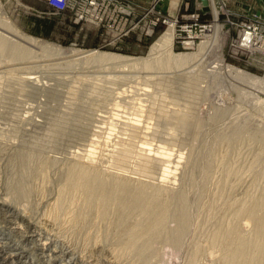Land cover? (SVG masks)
Returning a JSON list of instances; mask_svg holds the SVG:
<instances>
[{
  "label": "rangeland",
  "instance_id": "1",
  "mask_svg": "<svg viewBox=\"0 0 264 264\" xmlns=\"http://www.w3.org/2000/svg\"><path fill=\"white\" fill-rule=\"evenodd\" d=\"M127 1L138 7L132 19L140 25L119 38L117 31L76 23L71 14H56L37 0H0L6 16L20 31L65 49H98L146 57L169 24L175 23L173 52L197 53L199 45L212 38L216 27L221 26L216 36L221 51L217 55L214 51L204 54L190 67L192 71L173 67L126 72L121 67L92 64L47 65L33 73L7 71L18 65L1 69L6 72H0V197H9V204L23 216L12 217L14 222L18 220L14 225L9 222L11 217L0 211V228L3 236L25 251L32 263L43 264L49 258L45 263L190 264L194 259L197 264H209L211 241L230 218L229 203L241 200L246 193L255 199L264 189V86L248 83L217 61L221 55L232 67L264 78V53L239 44L245 33L253 31L255 43L264 48V2L208 0L210 9L204 11L201 0H179L176 8L168 11L166 5L171 0ZM151 6L157 13L149 10ZM152 22L157 23L150 34ZM180 27H186L185 31L180 32ZM189 42L192 44H185ZM7 61L2 57L0 65L6 66ZM30 74L35 78L27 79L32 77ZM184 114L190 119L187 126L179 122ZM136 119L140 120L138 127L132 125ZM144 140L151 143L154 153L161 152L160 146L167 148L172 154V166H177L171 180L162 183L167 188L162 198L174 204L172 198L185 192L191 202L189 228L178 249L165 247L161 242L165 239L159 237L152 244L142 238L135 249L124 250L126 235L122 232L127 227L114 223V207L103 219L98 206L90 208L84 197L60 203V190L74 163L84 162L111 180L123 177L136 185H158L164 164L153 162L142 167L143 157L135 152ZM96 142H100L99 146ZM23 150L34 152L36 158L31 164L28 198L11 189L17 174L14 158ZM90 150H96L92 160L87 157ZM195 162H200L196 172ZM192 172L197 175L194 186L187 176ZM165 222L156 228L164 236ZM169 224V228L175 225L171 221ZM34 234L40 241L34 243L35 238L27 236ZM42 242L45 245L40 247ZM216 253L220 254L218 250L215 256ZM55 255L59 258L53 259Z\"/></svg>",
  "mask_w": 264,
  "mask_h": 264
},
{
  "label": "bare ground",
  "instance_id": "2",
  "mask_svg": "<svg viewBox=\"0 0 264 264\" xmlns=\"http://www.w3.org/2000/svg\"><path fill=\"white\" fill-rule=\"evenodd\" d=\"M213 7H214L213 9L214 13L216 12L215 15H217L218 10L216 9L215 5H212V8ZM4 11L0 6V59H2V57H6L9 59V62L7 61L8 63L6 66H4L5 64L3 66L0 65V70L2 68L13 66V65L21 66V67L13 66L14 69L11 67L12 70H10L9 68V70H7L8 72L20 71V73H25V72L33 73L32 72L33 70H36V69L39 70L43 66H47V65L49 66L56 65L58 67H63V66L71 67L73 65H79V64H82V65L92 64L94 66L105 65L103 66V68L105 67L108 68V66L112 65V66H116L117 68L119 67L124 68L125 71L126 69L127 70L130 69L133 71L138 70V72L139 70L150 71L151 69H154V70L162 69V68L172 69L173 67H174L173 69H175V67L177 68L183 67L184 69H186L198 63L200 60H202V56L204 54L207 55L208 52L211 53L210 51L216 52V55H217L221 47L220 44L217 45L218 41L216 43V38H217L216 36L219 33L220 27H221V26L220 27L218 26V28L216 27V31L214 32L213 37L209 38L208 40H206L205 42H202L199 45V48H198L199 50L197 53L175 54V52H173V45L175 42L174 40H175V33H176V24L170 23L169 29L166 30L163 34H161V36L152 44V46L150 47L149 53L146 57H133V56L123 55V54H118V53H113V52H105V51H101L98 49L89 50V51H82V50L73 49V48L65 49L51 42L40 41L32 36H29L26 33H23L22 31H20L19 28H17L13 24V22L9 20V18L6 16V13ZM185 44L190 45L192 43L189 42ZM252 49L254 50V52L260 50L261 52L264 53L263 47L253 46ZM219 56H218L217 61L220 65L224 64L226 68H228V70L229 69L233 70L234 72L237 73L238 76L242 77V79L244 78L248 80L249 82L248 81L247 82L248 83L251 82L252 84H254V86L255 85L264 86V78H260L255 75L253 76L251 75V73L249 74L248 72H245L244 70L242 71L236 67L234 68L231 65L225 63L221 55ZM49 60H56L57 62L53 64L44 63L45 65H32V66L28 65L34 62L35 64L37 62L42 64V62H45V61L48 62ZM25 64H27L28 66ZM113 69H116V68H113ZM190 69L191 71L193 70V68H190ZM5 70L4 71L1 70L0 72L5 73L6 72ZM101 71L103 72L104 70H101ZM36 72L38 71L36 70ZM27 75L22 74V76H27ZM30 75L32 77H26V78L27 79L35 78L32 74ZM133 122H132V125L134 127L136 126L138 127L140 120L136 119ZM179 122H180V125L187 126L190 123V119L184 114V116H180ZM134 129H137V128H134ZM99 144L97 143L98 146ZM150 146H151L150 142H147L145 140L141 141L138 147V151L135 150V152H137V154L139 153L140 156L143 157V158L140 157L142 160L141 164H143L142 167L150 165L153 162H162L164 164L163 166L164 168L162 170V177L160 178L158 185L154 186L152 184L153 186H151V184H148V183L146 184L142 182L140 184L138 182L137 184L139 185H136L135 182H132L129 179H126L123 177L121 178L119 177V178H115V180L114 179L111 180L109 179L110 177L107 178V176L105 175H102L99 173L97 174V171L95 172L94 169H92L89 165H86L82 161L83 163H74V165L70 167V170L68 169L69 173L67 175L65 184L64 186H62V189L60 190L59 199L61 200L60 203H62V205L64 203L63 201L65 200L71 199L73 201L74 200L76 201L78 196L79 198L84 197L86 205H88L90 208L91 206H98L97 208L99 209H97V212L99 210L98 214L103 219H107V217H109L108 216L109 211L111 210L112 207H114V212H116V215H117V218L115 216L116 221L114 223H116L118 227L120 226V228H122L121 225H126L124 227H127L124 230L125 232H122V233H125L126 235L125 237V235L122 234L123 237H125L124 241H126L124 242L122 240L123 241L122 248L127 251H130L133 248L135 249L136 248L135 246H138V243L141 241L140 239L142 238L145 239L144 242L146 241L147 242L146 244L156 243L155 241H159L160 238L165 239L164 241H161V242H164L165 247L178 249L180 246H182L184 237L189 228L188 224H189V218H190L192 209L190 206L191 202H189V200L187 199L186 193L182 192L180 195L177 196V198L176 196L173 197L172 200L175 198L174 204H172L173 201L169 202L168 200H164L162 198L164 190L167 189V188H164L162 183L165 181H167L168 183V179H170L172 175L175 174V170H177V166H174V165L172 166V162H173L172 154L168 151L167 148H163L162 146L160 147L163 150V152L161 150V152L154 153L153 150L150 148ZM91 149H94V147ZM95 149L97 150V148ZM96 150L95 151L90 150L89 151L90 155L88 154L89 156L87 155V157L91 159V156H94L93 154L96 152ZM133 152L134 151L132 150L130 153H133ZM33 153L27 150L26 151L23 150L21 154H16L14 158V165L17 168V174H16V177H14L16 181L15 186L14 188H12L11 186V189H15L14 193L15 192L20 193V196L23 198H28L30 191H31V188H30V178L32 176L31 164H32V161H35L34 159H36V158H33L34 157ZM198 159L200 160V158ZM45 161H48V160H45ZM196 162H195V166H193L194 167L193 171L195 172L198 171V168H200V166L198 167L200 162L198 163ZM229 169L227 168V170ZM187 176H189L188 177L190 180L189 182H191V184L194 186L195 183L197 182L196 181L197 177H195L197 175L195 174L194 176L192 172ZM13 182H14V179H13ZM170 182L173 185V182L169 181V183ZM261 190L262 191H260V194L257 198L254 196L255 199L251 198L246 193V197L242 198L241 200L236 199V201L233 200L229 203L228 210L230 212V218H228V220L223 222L224 225L222 226V229L218 230L219 232H217V235L215 233L216 236H214L213 237L214 239L211 241V247L213 251H210V257L212 258L210 260H212V262H209V264H264V189H261ZM253 195H256V194L254 193ZM8 198L9 197H5L4 195L3 197H0V211H5L11 217L9 222L14 224L18 220L14 222V220H11L12 217L18 216L19 218H21L23 214L20 217V213L19 215L18 213H16L17 211L15 209L16 206L10 205ZM19 198H17V201ZM169 200H171V198ZM250 200L251 201L253 200L255 202H251ZM60 205L58 204L59 207ZM71 207L72 206H70V208ZM23 211L21 210V212ZM164 220L167 222H165ZM170 221L175 224V225L173 224L174 225L173 228L172 227L169 228ZM164 222L167 223V228L170 230V232L167 233L168 229L165 227L166 231H163V232L164 233L166 232L168 234L166 235L165 233V236L162 234V231H156L157 226H159L160 223L164 224ZM29 225L31 224L29 223ZM32 226H34V224ZM14 229L18 230L20 229V227H15ZM1 230L2 229L0 228V264H35L29 261L30 259L29 260L27 259V256H26L27 253H25V251H23L18 245L12 244L8 238L4 237ZM26 230L28 229L26 228ZM27 236L35 238L37 237V234L30 235V236L27 235ZM35 240L36 238L34 239V243L36 241H40L38 239L36 241ZM41 241H43V239H41ZM38 245L42 247L43 245H45V242L44 243L42 242V244L39 243ZM215 249L220 252L218 256H217L218 253H216V256H215V251H216ZM56 255L53 256V259L54 257H56ZM56 258H59V257H56ZM150 258H152V256ZM50 260H52V257ZM53 261H52V264H53ZM63 263L66 264V262H63ZM54 264H60V262L54 263ZM190 264H197V263L193 259Z\"/></svg>",
  "mask_w": 264,
  "mask_h": 264
},
{
  "label": "built area",
  "instance_id": "3",
  "mask_svg": "<svg viewBox=\"0 0 264 264\" xmlns=\"http://www.w3.org/2000/svg\"><path fill=\"white\" fill-rule=\"evenodd\" d=\"M45 4L56 14L69 13L76 23H90L100 27H105L109 31H117L119 38L127 35L131 31L138 29L139 22H134L132 14L138 7L127 0H37ZM154 14L153 6L149 9ZM148 10V11H149ZM157 22H152L150 34L155 29ZM186 27H180V32H184ZM239 43V42H237ZM244 48L257 46L254 32L245 33L244 38L239 43Z\"/></svg>",
  "mask_w": 264,
  "mask_h": 264
},
{
  "label": "crops",
  "instance_id": "4",
  "mask_svg": "<svg viewBox=\"0 0 264 264\" xmlns=\"http://www.w3.org/2000/svg\"><path fill=\"white\" fill-rule=\"evenodd\" d=\"M133 1H135V2H141V3H149V1L150 0H133ZM178 1L179 0H171L170 1V3H169V5H166V8L168 9V11L170 10V9H175L176 8V5H177V3H178ZM229 2H237V1H239V0H228ZM262 2H264V0H262ZM260 12H258V14H259ZM262 14V13H261Z\"/></svg>",
  "mask_w": 264,
  "mask_h": 264
},
{
  "label": "water",
  "instance_id": "5",
  "mask_svg": "<svg viewBox=\"0 0 264 264\" xmlns=\"http://www.w3.org/2000/svg\"><path fill=\"white\" fill-rule=\"evenodd\" d=\"M204 6V11H209V1L208 0H201Z\"/></svg>",
  "mask_w": 264,
  "mask_h": 264
}]
</instances>
